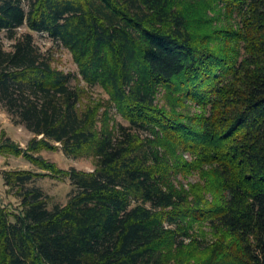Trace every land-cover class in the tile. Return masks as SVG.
<instances>
[{"label": "trees", "instance_id": "1", "mask_svg": "<svg viewBox=\"0 0 264 264\" xmlns=\"http://www.w3.org/2000/svg\"><path fill=\"white\" fill-rule=\"evenodd\" d=\"M26 1L0 0L15 40L0 41V104L35 137L0 153L74 189L51 209L29 187L43 173L5 172L20 210L0 206V264H264V0ZM35 33L79 73L55 68ZM42 150L95 169H58ZM179 174L198 179L178 188Z\"/></svg>", "mask_w": 264, "mask_h": 264}, {"label": "rangeland", "instance_id": "2", "mask_svg": "<svg viewBox=\"0 0 264 264\" xmlns=\"http://www.w3.org/2000/svg\"><path fill=\"white\" fill-rule=\"evenodd\" d=\"M24 3L26 7H28V2L26 0H24ZM25 31H27L26 27L18 29L16 31L15 39H17ZM9 36L10 34L6 31L0 34V41L4 44L7 50L12 49V44L15 41ZM35 43L43 53H49L52 56V64L55 68L66 73H79V68L73 59V55L60 43L54 42L43 33H35ZM73 83L77 84L78 81L76 80ZM81 85L86 86L83 81H81ZM88 91L90 92V96L95 99L107 100L109 98V96L100 87L88 89ZM164 94L165 92L162 90L159 97L161 105L166 104ZM105 108L103 107L101 111L104 112ZM191 108L194 112L198 111V108L195 106H192ZM110 113L111 117H113L112 124L114 122L126 124V121L122 119L114 105L111 107ZM34 137L35 135L25 126L16 125L10 115L0 104V144L8 138L18 144L23 150L27 151L29 143ZM34 155L44 158L49 163H54L58 169L62 170L76 168L78 170L92 172L95 169V161L93 157H69L63 150H42ZM184 157L186 160L192 159L189 154H185ZM11 170H32L41 174L43 173L45 176L37 178L35 182L29 185V187L41 188L48 197V204L51 209L56 205H65L68 203L70 195L74 189L69 178L49 174L29 161L24 155L16 156L0 153V206H5L12 211L20 210V200L14 196L13 192L9 193V188L5 184L4 174L6 171ZM174 179H176L174 182L178 188H189L190 184L194 183L198 179V176L194 174L186 177L179 174L178 177Z\"/></svg>", "mask_w": 264, "mask_h": 264}]
</instances>
